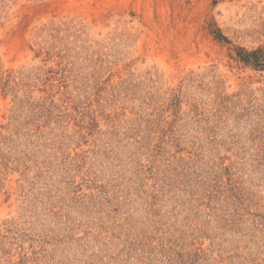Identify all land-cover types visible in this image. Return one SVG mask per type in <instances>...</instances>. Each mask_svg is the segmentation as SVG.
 <instances>
[{
	"label": "rangeland",
	"instance_id": "1",
	"mask_svg": "<svg viewBox=\"0 0 264 264\" xmlns=\"http://www.w3.org/2000/svg\"><path fill=\"white\" fill-rule=\"evenodd\" d=\"M260 47L264 0H0V264H264Z\"/></svg>",
	"mask_w": 264,
	"mask_h": 264
},
{
	"label": "trees",
	"instance_id": "2",
	"mask_svg": "<svg viewBox=\"0 0 264 264\" xmlns=\"http://www.w3.org/2000/svg\"><path fill=\"white\" fill-rule=\"evenodd\" d=\"M245 52V51H244ZM239 60L244 62L247 65H252L254 67H264V47H260L257 50L240 54Z\"/></svg>",
	"mask_w": 264,
	"mask_h": 264
}]
</instances>
